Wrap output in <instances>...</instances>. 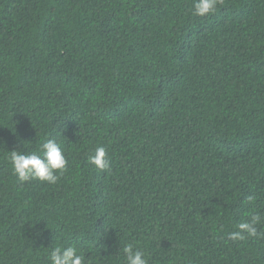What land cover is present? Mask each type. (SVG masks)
<instances>
[{"label": "trees", "instance_id": "16d2710c", "mask_svg": "<svg viewBox=\"0 0 264 264\" xmlns=\"http://www.w3.org/2000/svg\"><path fill=\"white\" fill-rule=\"evenodd\" d=\"M193 3L0 0V264L58 245L124 264L129 243L150 264H264V238L228 239L264 216V0ZM50 137L68 171L20 182L10 151Z\"/></svg>", "mask_w": 264, "mask_h": 264}, {"label": "clouds", "instance_id": "9594fccd", "mask_svg": "<svg viewBox=\"0 0 264 264\" xmlns=\"http://www.w3.org/2000/svg\"><path fill=\"white\" fill-rule=\"evenodd\" d=\"M220 2L221 0H194V15L203 17L215 13ZM9 160L20 182L39 180L55 185L69 168L65 150L54 137L45 139L38 149L32 152L24 153L19 149L10 151ZM88 162L99 171L110 168L104 146H97L89 155ZM247 199L252 202L255 197L249 196ZM262 223H264V216L258 212L252 214L250 219L238 224L237 230L228 233V239L238 242L247 237L264 238V231L258 227ZM122 251L124 264H150L149 256L134 244L129 243L123 246ZM47 260L48 264H86L84 254L75 245H58L51 248Z\"/></svg>", "mask_w": 264, "mask_h": 264}]
</instances>
